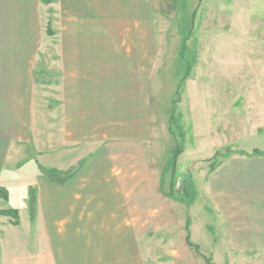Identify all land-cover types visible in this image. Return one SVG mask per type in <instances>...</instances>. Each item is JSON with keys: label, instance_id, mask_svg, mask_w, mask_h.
<instances>
[{"label": "crops", "instance_id": "0c3cea01", "mask_svg": "<svg viewBox=\"0 0 264 264\" xmlns=\"http://www.w3.org/2000/svg\"><path fill=\"white\" fill-rule=\"evenodd\" d=\"M142 1L66 0L64 17L85 24L63 23L59 54L44 70L48 84L24 74L18 45H0V187L9 194L8 201L0 199V211L21 207L28 213L34 188L36 211L28 226L37 234L22 255L21 221L13 225L12 218L0 216V264H21L22 257L30 264H141L146 212H153V225L166 228L183 210L190 216L182 235L185 264L207 258L186 245V236L193 245L195 237L204 238L212 252L232 243L240 256L264 257V156L230 154L198 181L200 169L191 172L195 195L189 206L160 188L167 161L146 152L153 123L148 80L156 52L136 26ZM41 85L46 89L38 96ZM232 163L254 169L249 177L259 184H238L231 192L226 181L213 185V176ZM37 164L61 172L80 169L58 184L41 175ZM177 184L178 194L183 184ZM191 211L209 221L196 223Z\"/></svg>", "mask_w": 264, "mask_h": 264}, {"label": "rangeland", "instance_id": "374dc122", "mask_svg": "<svg viewBox=\"0 0 264 264\" xmlns=\"http://www.w3.org/2000/svg\"><path fill=\"white\" fill-rule=\"evenodd\" d=\"M65 1L0 0V45L21 48L27 77L44 73L51 58H57L64 22H71L69 27L74 28L80 26L79 21L85 24L83 18L64 17L63 10L69 8ZM138 10L143 24H136V17L135 24L139 30L143 27L145 42L154 44L156 52L148 80L153 123L146 152L160 163H168L171 151L182 148L174 173L170 169L166 173L163 192L170 193V183L173 187L178 183L180 188L190 185L191 172L194 175L199 169L201 177L195 181L200 180L230 154L247 157L253 150L264 152V0H143ZM184 40L185 56L193 58L185 80V62L180 58ZM41 86L38 96L46 89ZM248 169L232 163L213 176V185L216 180L226 181L225 188L231 192L238 184H259L249 177L254 169ZM228 173L231 177L225 180ZM179 192L173 188V195ZM17 211L23 255L33 247L37 234L28 226L29 213L21 207ZM190 214L198 224L209 221L201 211ZM186 215L185 210L182 217L177 213L173 226L163 228L151 223L152 211L146 212L141 264L188 262L181 246ZM200 238L195 237L193 243L210 264H264V257L233 252L232 243H220L221 249L212 252L211 243ZM21 264H30V258L22 257Z\"/></svg>", "mask_w": 264, "mask_h": 264}, {"label": "trees", "instance_id": "16d2710c", "mask_svg": "<svg viewBox=\"0 0 264 264\" xmlns=\"http://www.w3.org/2000/svg\"><path fill=\"white\" fill-rule=\"evenodd\" d=\"M201 1L202 0H200V2ZM185 41L186 40H184L183 43L181 44V50H180V58L185 62L184 80L186 78H188V76L190 75L191 69L193 67V65L191 64V61L193 58L189 59L185 56V52H186ZM34 78H35V81L37 83H40V84H48V83H50V80H51L50 75L43 73V72H36L34 74ZM170 120L174 124L173 115H171ZM181 152H182L181 147H179V149L171 151V158H170L169 162L166 163V165L164 166V169H163L162 174H161V179H160V188L161 189L163 188V180H164V176L166 175L167 171L170 169L171 174L174 173L175 167H176V162H177V159L180 156ZM240 154H245V153L241 152ZM251 155L264 156V152H259L258 150H253V154H250L247 156H251ZM224 156H225V154H224ZM37 168H38V171L40 172V174L43 175L45 178H47L49 181H51L53 183L63 184V183H66L71 178H73L78 173V171L80 169V165H77L73 168H70L69 170L64 171V172L57 171L55 169L45 168L39 164H37ZM170 188H171V191L168 194V196L173 197L174 195H173L172 183L170 184ZM181 190L182 191H181L180 195H177V198L179 199L180 202H182L186 206H189L190 204H192V202L194 200V195H195L194 190L191 187V185H188V184H183ZM8 197H9V194H8L7 190L0 187V199H3L4 201H8ZM27 206H28L29 218H30V220H33L34 216H35V211H36V192H35L34 188H30L28 191ZM0 216H7V217L12 218L13 219V221H12L13 225H18V223H19L18 211L16 209L2 210V211H0ZM188 226H189V220L187 218L186 226H185L186 230H188ZM185 243L188 247L193 248L194 251L198 255H200L198 247L193 245L189 241V236H186ZM204 260H205L206 264H210L209 259L204 258Z\"/></svg>", "mask_w": 264, "mask_h": 264}]
</instances>
